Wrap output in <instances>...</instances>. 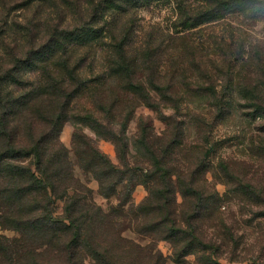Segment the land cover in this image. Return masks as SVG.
Returning a JSON list of instances; mask_svg holds the SVG:
<instances>
[{
    "label": "trees",
    "instance_id": "1",
    "mask_svg": "<svg viewBox=\"0 0 264 264\" xmlns=\"http://www.w3.org/2000/svg\"><path fill=\"white\" fill-rule=\"evenodd\" d=\"M140 1L109 0L106 7L108 10L112 7L115 15L118 11L126 13L129 2L136 4ZM197 1L200 4L193 8L189 0L180 2L183 29L171 35L179 36L175 38L182 41L179 46L183 45L185 50L177 55L176 60L177 56L171 57L173 70L166 76L150 72L146 75L147 82L136 77L138 51L130 53L127 48L131 25L125 23L130 20L119 25V14L111 17L113 23L107 26L112 53L106 60V68L97 74L82 73L86 65H91L88 51L106 37L104 26L98 25L95 17L91 16L76 28L54 29L49 38L32 48L24 59L16 57L10 65L0 63V206H4L0 222L23 235L42 236V245L50 246L57 242L56 262L49 263L47 259L33 256L28 264H84L80 254L84 246L89 248L96 264H115L114 250L123 258L124 264L162 263L160 251L149 250V245L143 246L121 234V222L116 219V212H104L99 205L88 200L91 189L74 175L68 150L58 142V134L65 121L74 119L85 122L98 135L114 142L123 167L113 164L100 151L95 140L82 131H76L72 138L81 165L97 179L100 192L105 196L116 194L117 186L121 184L119 198L121 204H126L133 191L132 183L139 180L136 169L140 168L129 167L126 162L129 145L127 122L136 102L156 109L162 103L177 107L179 96L174 92L175 79L183 74L185 78L184 68L179 69L177 63L181 58L190 62L194 69L197 78L195 88L205 91L214 101L220 99L222 102L225 97H217L213 77L207 76L203 61L193 54L198 47L189 44L194 45L188 38L192 35L189 30L207 22L225 20L229 13L264 16V0ZM231 43L225 41L222 44L225 46L223 56L232 52ZM81 47H86L87 51L77 55L76 50ZM157 47L152 39L138 52L142 53L140 60L145 70L152 71L158 67L159 60L152 59ZM190 49L193 53H188ZM179 62H183L182 59ZM25 67L35 70L25 73ZM113 82L117 83V92L109 93L108 101H104L101 89ZM243 93L245 100L255 103L254 112L264 115L262 96L252 89ZM120 94L130 98L122 100ZM83 95L93 97L94 106L75 109L77 99ZM162 116L168 120L171 118ZM139 132L135 142L149 156L151 168L140 175L148 195L133 210L136 230L170 241L178 258L198 248L209 250V262L220 264L212 258L217 245L203 240L196 228V219L203 205L219 198L216 190L207 191L203 181L197 182L196 175L206 169L204 159H198L195 169L180 173L178 191L183 204H187L185 210L177 211V187L171 178L174 172L170 161L176 146L180 145L183 131L179 125H173L161 138L141 123ZM26 159L29 162H25ZM219 169L229 189L242 190L256 199L263 198L254 184L234 174L223 160L219 162ZM54 199L64 200L61 216L54 215ZM97 236H102L100 243L95 240ZM34 254L37 255L35 250ZM0 256V264H13L14 257L8 250L0 248Z\"/></svg>",
    "mask_w": 264,
    "mask_h": 264
},
{
    "label": "rangeland",
    "instance_id": "2",
    "mask_svg": "<svg viewBox=\"0 0 264 264\" xmlns=\"http://www.w3.org/2000/svg\"><path fill=\"white\" fill-rule=\"evenodd\" d=\"M108 1L0 0V63L10 65L16 57L24 59L32 48L44 43L54 29L76 28L91 16L95 17L98 25L104 26L106 37L88 51V62H91L92 67L86 65L82 73L97 74L106 68V60L112 53L109 49L111 41L107 37V26L110 27L113 23L111 17L119 14V25L130 20L125 23L131 25L127 45L130 53L140 52L141 48L147 46V41L152 39L153 44L158 46L152 59L157 58L159 64L152 71L145 70L140 60L142 53L137 52L139 59L136 77L147 82L146 75L150 72L168 75L173 70L171 57L185 50L183 45L179 46L182 41L175 38L179 36L172 37L171 34L183 29L180 23V2L188 0H142L136 4L129 2L126 13L118 11L115 15L112 14V7L107 9ZM188 3L191 8L200 4L197 0H189ZM189 31L192 33L188 36L189 40L191 38L194 45L202 48L189 43L198 48L196 52L193 53L190 49L188 53L192 52L203 61L208 70L207 76L213 77L217 97L221 98L223 95L225 98L222 102L220 99L214 101L205 91L200 92V88H195L197 78L194 69L190 67V62L183 58V62H179V58L177 63L179 69L184 68L185 78L184 72H181L183 75L175 79L174 92L179 96L178 106L162 103L156 109L136 102L127 122L129 145L126 162L129 167L140 168L136 169L139 180L132 183L133 191L126 204L120 202L121 184L117 186L116 194L105 196L100 192L97 179L81 165L82 161L75 151L72 138L76 131H82L95 140L97 147L113 164L123 167V160L119 158L112 140L98 135L85 122L71 119L63 123L58 142L68 150V160L73 166L74 175L91 189L88 200L99 205L104 212L117 213L116 219L121 222L120 232L123 236L143 246L149 245V250L160 251L163 255L161 264H214L209 262V250L193 248L188 254L178 258L170 241L159 239L150 233H140L135 228L137 220L133 210L148 195L147 186L140 175L151 168L149 156L135 142L140 133L139 124L144 123L151 128V133L161 138L173 125H179L183 133L180 145L176 146L170 161L174 172L171 178L177 187V211L185 210L187 204H183L178 191L180 173L195 169L198 159H204L206 169L202 174L196 175L197 182L203 181L207 191L216 190L219 198L203 205L196 219L197 232L203 240L217 245L212 258L220 264H264V115L254 112L255 103L243 98L246 89L256 90L262 96L264 104V16L229 13L225 20L207 22ZM150 35L152 37L149 38ZM223 41L232 42V52L225 56ZM85 50L87 51L86 47H81L76 53L80 55ZM32 70L35 68L23 69L25 73ZM116 89L117 83L113 82L103 87L100 95L104 101H108L107 96L116 93ZM152 94L159 97L153 90ZM120 97L122 100L130 98L123 94ZM76 106L75 109L79 110L85 106L92 108L94 99L90 95H83L77 99ZM162 115L171 118L168 120ZM221 160L242 180L254 184L263 198L256 199L242 190L229 189L219 169ZM25 162H29V159ZM53 208L55 216L63 215L64 200L54 199ZM2 209L4 206H0V215ZM41 237L23 235L17 229L6 227L0 222V248L12 253L13 264H28V261L32 262L33 256L47 259L49 263L56 262L57 242H52L50 246L42 245ZM95 240L100 243L102 236H97ZM30 248L33 251L28 253ZM81 248L83 263L96 264L89 248ZM43 250L48 251L40 253ZM114 253L115 264H124L117 250Z\"/></svg>",
    "mask_w": 264,
    "mask_h": 264
}]
</instances>
